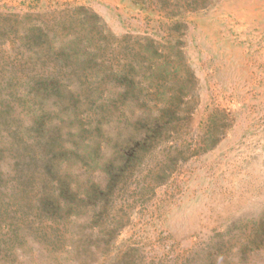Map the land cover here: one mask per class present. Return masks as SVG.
I'll return each mask as SVG.
<instances>
[{
	"label": "rangeland",
	"instance_id": "1",
	"mask_svg": "<svg viewBox=\"0 0 264 264\" xmlns=\"http://www.w3.org/2000/svg\"><path fill=\"white\" fill-rule=\"evenodd\" d=\"M0 264H264V0H0Z\"/></svg>",
	"mask_w": 264,
	"mask_h": 264
}]
</instances>
